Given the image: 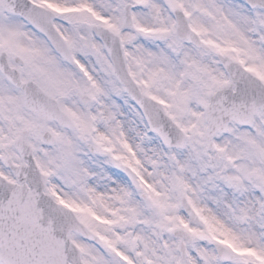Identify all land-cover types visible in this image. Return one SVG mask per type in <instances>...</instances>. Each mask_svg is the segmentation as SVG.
Returning a JSON list of instances; mask_svg holds the SVG:
<instances>
[{"label": "snow or ice", "instance_id": "1", "mask_svg": "<svg viewBox=\"0 0 264 264\" xmlns=\"http://www.w3.org/2000/svg\"><path fill=\"white\" fill-rule=\"evenodd\" d=\"M0 264H264V0H0Z\"/></svg>", "mask_w": 264, "mask_h": 264}]
</instances>
